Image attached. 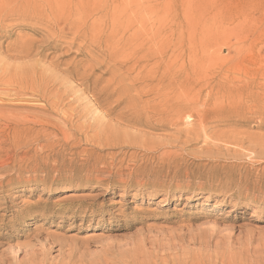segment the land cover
I'll list each match as a JSON object with an SVG mask.
<instances>
[{
  "label": "rangeland",
  "instance_id": "1",
  "mask_svg": "<svg viewBox=\"0 0 264 264\" xmlns=\"http://www.w3.org/2000/svg\"><path fill=\"white\" fill-rule=\"evenodd\" d=\"M52 237L264 264V0H0V264Z\"/></svg>",
  "mask_w": 264,
  "mask_h": 264
},
{
  "label": "bare ground",
  "instance_id": "2",
  "mask_svg": "<svg viewBox=\"0 0 264 264\" xmlns=\"http://www.w3.org/2000/svg\"><path fill=\"white\" fill-rule=\"evenodd\" d=\"M142 37V36H141ZM163 44V43H162ZM163 57V56H162ZM158 64V63H157ZM159 65V64H158ZM164 77V76H163ZM163 77H162V79H163ZM170 78H172V76L170 77ZM175 78H176V76H175ZM162 79H160L161 81H162ZM167 79V78H166ZM169 79V78H168ZM183 79V78H182ZM186 79H187V77H186ZM164 81H165V79H163ZM172 80V79H171ZM174 80V79H173ZM172 80V81H173ZM188 80V79H187ZM159 81V80H158ZM184 81V80H183ZM192 81V80H191ZM170 82V81H169ZM182 82V81H181ZM186 82V81H185ZM184 82V83H185ZM159 84V83H158ZM158 84H157V86H158ZM163 84V83H162ZM171 85H173L172 83H170ZM177 84V83H176ZM186 84V83H185ZM192 84V83H191ZM170 85V86H171ZM187 85V84H186ZM156 86V87H157ZM191 86V85H190ZM183 87H185V86H183ZM158 89H159V87H157ZM167 88V87H166ZM173 88V87H172ZM172 88L171 89H169V91L170 90H172ZM162 89V88H161ZM164 89V88H163ZM163 89H162V91H163ZM174 89H176V87L174 88ZM173 89V90H174ZM184 89V88H183ZM178 90V89H177ZM180 90H181V87H180ZM186 90V89H185ZM190 90V89H189ZM159 90H157V92H158ZM188 91V90H187ZM160 92V91H159ZM166 93L168 92V90L167 91H165ZM165 92H162L163 94H164V96H166L165 95ZM177 92V91H176ZM175 92V93H176ZM179 92V91H178ZM161 93V94H162ZM170 94H171V91L169 92ZM168 93V96L170 95ZM174 93V92H173ZM180 93H181V91H180ZM179 93V94H180ZM188 93V92H187ZM162 96V95H161ZM172 96V95H171ZM173 96H174V94H173ZM194 96V95H193ZM196 96V95H195ZM159 97V96H158ZM170 97V96H169ZM169 97H167V98H169ZM176 97V96H175ZM160 98V97H159ZM165 98V97H164ZM178 98H180V96H178ZM172 99H174L173 97H172ZM177 99V98H176ZM171 100V99H170ZM170 100L169 99H165L164 100V102L165 101H169V103L170 104H172L171 102H170ZM187 100V99H186ZM190 100V99H189ZM172 101V100H171ZM177 101V100H176ZM175 100H174V102H176ZM194 101V100H193ZM233 101V100H232ZM3 102V101H2ZM178 102V101H177ZM168 103V102H167ZM169 103H168V106H169ZM163 105V104H162ZM166 105L164 104V107H165ZM167 106V107H168ZM172 106V105H171ZM174 107V106H173ZM172 107V108H173ZM221 107V106H220ZM190 108V107H189ZM169 108H167V110H168ZM182 109V108H181ZM164 110V109H163ZM184 110V109H183ZM166 111V110H165ZM163 112V111H162ZM167 112V111H166ZM166 112H163V113H166ZM169 112H171V111H168V113ZM194 112V111H193ZM192 112V113H193ZM184 113V112H183ZM167 114V113H166ZM170 114V113H169ZM191 117V116H190ZM228 226L227 225H224V227L223 228H227ZM51 241H53V243H55V242H61V248H60V255H64L65 254V252L66 251H69L67 254V257L65 258H63V259H57V261L55 260V259H52V258H50L47 254H42V255H38V254H35V253H33L34 252V250L33 249H31L30 248V250L28 249H26L25 250V257H24V259L22 260V262H21V264H76L77 262H75L74 261V258H75V256L77 255V252L79 251V249L78 248H75L73 245H64L63 244V242H62V240H60L59 238H56V237H52L51 238ZM45 242V241H44ZM41 246V245H40ZM42 246H43V244H42ZM43 247H45V245L43 246ZM36 250V249H35ZM18 255V254H17ZM17 257V256H16ZM16 257H14V258H16ZM18 258V257H17ZM59 258V257H58ZM68 258V259H67ZM94 262V261H93ZM92 263V262H91ZM3 264H11V263H9L8 261H5V262H3Z\"/></svg>",
  "mask_w": 264,
  "mask_h": 264
}]
</instances>
